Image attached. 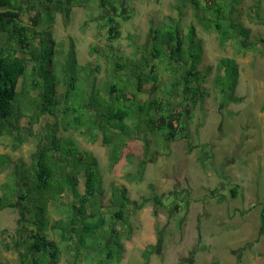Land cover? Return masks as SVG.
I'll use <instances>...</instances> for the list:
<instances>
[{
    "label": "rangeland",
    "instance_id": "374dc122",
    "mask_svg": "<svg viewBox=\"0 0 264 264\" xmlns=\"http://www.w3.org/2000/svg\"><path fill=\"white\" fill-rule=\"evenodd\" d=\"M195 3L118 0L120 29L113 41L108 40L101 22L94 20L98 15L94 4L74 7L66 25L58 14L52 23L50 37L56 55L47 68L60 81L58 100L72 83L69 109H78L82 101L88 104L108 98L103 85L112 82L119 89L126 87L130 91L127 97L137 102L168 100L175 112L184 114L189 129V139L178 137L165 143L160 131L141 133L144 119L132 107L131 118L124 121L131 134L122 138L125 145L120 160L110 167V150L103 134L112 136L115 143L114 130H102L99 121L95 130L59 128L60 151L77 147L96 157L103 182L100 204L105 209L111 194L122 188L130 201L143 203L140 209L127 211L128 225L117 226L124 227L128 235L121 240L124 251L120 264H264V233L259 229L260 204L264 205V0ZM17 4L22 22L38 33L30 18L41 7L40 1L17 0ZM214 16L230 24L232 39L222 46L214 28L208 26ZM165 26L177 27L182 36L193 28L194 40L201 46L196 79L185 76L179 94L167 100L166 90L174 75L167 60L150 57L147 41L151 30ZM71 44L82 69L67 65ZM34 45L39 48L37 39ZM221 59H233L237 64L238 79L231 97L226 81L218 78ZM25 63V76L17 86L16 105L22 113L18 129L12 135L0 136V164H4L0 166V196L8 194V189L23 191L13 182L14 171L32 164V156L46 145L47 128L50 131L57 121L41 106V87L30 88L37 80V65L26 56ZM137 64L142 73L156 80L130 87L128 82L135 76L132 67ZM151 65L154 68L149 73ZM188 88L195 91L196 99L190 98ZM94 113L92 109L86 114ZM73 116L69 111L58 118V124L64 122L61 117L69 121ZM29 121L34 124L29 125ZM195 145L199 147L193 148ZM53 146L46 148L47 158L54 155L59 160ZM142 162L143 171L136 180ZM77 188L80 194L82 182ZM63 196L65 202L74 200L71 193ZM13 197L17 201L15 193ZM49 212L51 219L58 220L65 218L68 210L51 204ZM18 218L17 208L0 210V264H19L13 242ZM48 236L59 239L57 232H48ZM152 246L156 251L145 261L143 252L152 251ZM71 256L63 253L59 264H72Z\"/></svg>",
    "mask_w": 264,
    "mask_h": 264
},
{
    "label": "trees",
    "instance_id": "16d2710c",
    "mask_svg": "<svg viewBox=\"0 0 264 264\" xmlns=\"http://www.w3.org/2000/svg\"><path fill=\"white\" fill-rule=\"evenodd\" d=\"M39 1L41 7L30 18L32 26L39 29L37 33L20 19L21 8L17 0H0V136L12 135L13 131L18 129V122L22 117L16 101L18 83L26 73L25 56L29 57V62L37 65L35 73L37 80L31 83L30 88L41 87V106L57 121L50 126V131L47 128L46 145L40 147L32 156V164L28 168L19 167L14 171L13 182L23 191L16 192L8 189V194L0 196V210L5 208L18 210L17 239L13 242L15 248L17 247L19 264H59L61 255L65 252L72 254V264H120L124 251L121 240L128 235L127 232H123L124 227L117 228V226L128 225L127 211L130 208L140 209L143 203L130 201L126 196L125 188H122L117 193L111 194L110 202L105 209L100 204L103 182L96 157L77 147L66 149L65 152L60 151L57 135L59 128L61 127L63 131H77L81 128L87 131L95 130L96 122L99 121L102 130H114L112 133L115 143H112V136L106 137L103 134L105 144L110 150V167L120 160V152L125 145L122 138L131 134L124 125V121L131 118L132 107H135L144 119L145 128L141 133L160 131L165 143H170L178 137L189 139V129L184 114L175 112L167 99L172 94H179L178 87L184 83L185 76L196 79L198 75L196 66L201 54V46L194 40L193 28H190L185 36L180 34L177 27L165 26L153 29L149 32L147 39L148 54L153 60H167L169 70L174 75V79L166 90L167 101L160 102L152 99L148 102H137L127 97L130 91L127 92L126 87L119 89L115 83L107 82L103 86L107 89L105 96L108 98L100 97L99 100L91 101L95 102L94 105L91 102L86 104L85 101L83 104L82 101L77 105L78 109L74 107L69 109L68 101L71 98L72 83L63 93L62 100H58L56 88L60 86V81L52 73L53 70L47 68L53 56L56 55L54 41L50 37L54 18L57 14L60 15L66 25L74 7L94 4L98 9V15L94 20L101 22V27L106 29L108 40L113 41L118 38L120 29L117 18L118 0ZM195 1L192 0L197 5ZM208 26L216 31L220 46L232 39L229 31L230 24L222 22L216 16ZM38 36L40 39L37 38ZM35 39L38 40L39 48L34 45ZM68 64L72 69H78V67L82 69L77 64L72 44L68 52ZM122 68L126 69L125 66ZM132 68L135 76L128 82L129 85L131 84L130 87L137 88L140 84L144 85L150 80H156L154 76L149 77V74L142 73L141 65L137 64ZM152 68L154 65H151L149 73H152ZM183 68L184 71H182ZM218 71L220 73L218 78L226 81L224 86L229 92L228 97H231L238 79L235 60L221 59L218 62ZM188 89L190 98L196 99L195 91ZM132 94L133 97L136 96ZM129 100L138 104L129 103ZM92 109L95 110L93 115L86 114L91 113ZM69 111H72L74 116L69 121H65L63 117ZM81 111L86 113L83 114ZM60 116H63L61 117L64 121L62 125L58 124ZM32 124L34 122L29 121V125ZM91 137L93 140L96 139L95 135ZM51 144L54 145L55 152L59 153V160H56L54 155L47 158L46 148L49 149ZM202 146L206 145L202 144ZM197 147L199 145L193 146V148ZM0 166L4 167V164ZM143 167L144 162L141 163L140 170L135 176L136 180L140 179ZM80 182H82V192L78 194L77 187ZM231 192L233 196L237 193L235 189ZM14 193L17 201L13 197ZM66 193L74 196V200L70 203L64 201L63 194ZM51 204L66 207L68 210L66 217L58 220L51 219L49 212ZM259 220V229L264 233V205L262 204H260ZM48 232H57L58 241L48 236ZM153 251H156V248L153 247L152 251L145 250L143 259L147 261Z\"/></svg>",
    "mask_w": 264,
    "mask_h": 264
}]
</instances>
